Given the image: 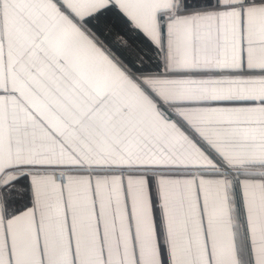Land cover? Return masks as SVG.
I'll use <instances>...</instances> for the list:
<instances>
[{"label":"snow or ice","instance_id":"snow-or-ice-1","mask_svg":"<svg viewBox=\"0 0 264 264\" xmlns=\"http://www.w3.org/2000/svg\"><path fill=\"white\" fill-rule=\"evenodd\" d=\"M0 264H264V0H0Z\"/></svg>","mask_w":264,"mask_h":264}]
</instances>
